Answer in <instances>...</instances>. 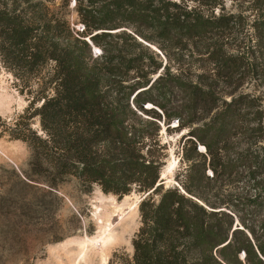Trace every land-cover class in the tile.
<instances>
[{
	"label": "trees",
	"instance_id": "16d2710c",
	"mask_svg": "<svg viewBox=\"0 0 264 264\" xmlns=\"http://www.w3.org/2000/svg\"><path fill=\"white\" fill-rule=\"evenodd\" d=\"M57 1L0 0V74H12L29 99L6 131L32 150L33 170L53 187L73 177L119 198L148 193L124 264H264V219L249 212L234 228L233 216L205 197L210 183L246 177L256 189L251 204L264 207V102L242 90L264 64V0H247L251 24L220 0H74L81 31L65 12L71 0L56 11ZM140 38L165 51L192 44L212 66L188 80L151 64ZM175 118L204 159L199 169L189 165L182 188L161 179L162 130Z\"/></svg>",
	"mask_w": 264,
	"mask_h": 264
},
{
	"label": "rangeland",
	"instance_id": "374dc122",
	"mask_svg": "<svg viewBox=\"0 0 264 264\" xmlns=\"http://www.w3.org/2000/svg\"><path fill=\"white\" fill-rule=\"evenodd\" d=\"M220 2L229 12L243 11L247 23L251 24L253 15L247 0ZM60 4L58 0L53 8L59 10ZM220 9L217 8L215 14L220 13ZM65 12L71 25L81 31L83 23L74 10V0ZM211 12L209 8V15ZM248 30L251 31L249 26ZM140 40L148 48L143 51L151 57V64L153 61L162 62L163 66L167 64L188 80H197L196 75L202 69L212 66L207 56L197 52L192 44L184 48L166 47L165 51L158 42ZM93 52L99 53L95 45ZM161 70L152 77L158 76ZM212 81L210 79L209 83ZM218 84L220 91L222 84ZM242 90L261 97L264 102V64L249 74ZM183 96L179 91L170 98L178 104ZM28 105V97L19 91L12 74L3 70L0 74V264L126 263L133 255V238L141 225L138 205L144 193L133 191L119 198L104 193L98 185L84 186L73 177H66L56 187L51 186L48 174L33 170L29 146L11 139L6 131L21 121ZM151 106L159 110L148 103V107ZM32 128L43 133L38 118L32 120ZM170 128L166 131L163 126L161 135L168 147L161 179L166 186L182 188V183L188 181L185 175L189 165L199 169L204 159L188 139L192 138L190 127H178L175 118ZM197 151L204 152V146L198 144ZM206 175L212 178L210 167ZM247 180L246 177L234 181L219 179L209 184L205 194L209 201L218 205L215 210H225L233 216L234 228H242L239 218L250 219L249 212L256 214L257 220L264 219V207L255 208L250 202L256 189Z\"/></svg>",
	"mask_w": 264,
	"mask_h": 264
},
{
	"label": "water",
	"instance_id": "95a60500",
	"mask_svg": "<svg viewBox=\"0 0 264 264\" xmlns=\"http://www.w3.org/2000/svg\"><path fill=\"white\" fill-rule=\"evenodd\" d=\"M147 194H148V193H145L144 196H143V198H144L145 196H147ZM143 198H142V199H143ZM142 199H141V200H142ZM141 200H140V201H141ZM140 201H139V202H140Z\"/></svg>",
	"mask_w": 264,
	"mask_h": 264
},
{
	"label": "bare ground",
	"instance_id": "6f19581e",
	"mask_svg": "<svg viewBox=\"0 0 264 264\" xmlns=\"http://www.w3.org/2000/svg\"><path fill=\"white\" fill-rule=\"evenodd\" d=\"M121 217H122V216H121ZM121 217H120V218H121Z\"/></svg>",
	"mask_w": 264,
	"mask_h": 264
}]
</instances>
